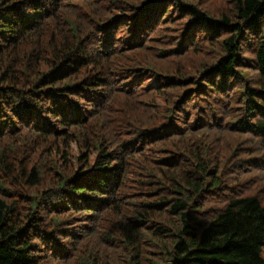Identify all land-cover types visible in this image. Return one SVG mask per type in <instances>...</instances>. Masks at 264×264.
Returning a JSON list of instances; mask_svg holds the SVG:
<instances>
[{
    "label": "trees",
    "instance_id": "16d2710c",
    "mask_svg": "<svg viewBox=\"0 0 264 264\" xmlns=\"http://www.w3.org/2000/svg\"><path fill=\"white\" fill-rule=\"evenodd\" d=\"M0 264H264V0H0Z\"/></svg>",
    "mask_w": 264,
    "mask_h": 264
}]
</instances>
